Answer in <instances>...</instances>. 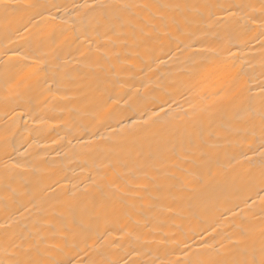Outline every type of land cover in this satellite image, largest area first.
I'll return each instance as SVG.
<instances>
[{"label": "bare ground", "instance_id": "6f19581e", "mask_svg": "<svg viewBox=\"0 0 264 264\" xmlns=\"http://www.w3.org/2000/svg\"><path fill=\"white\" fill-rule=\"evenodd\" d=\"M260 2L0 0V264L262 258Z\"/></svg>", "mask_w": 264, "mask_h": 264}, {"label": "snow or ice", "instance_id": "6c2138e0", "mask_svg": "<svg viewBox=\"0 0 264 264\" xmlns=\"http://www.w3.org/2000/svg\"><path fill=\"white\" fill-rule=\"evenodd\" d=\"M124 7H131V6L124 5ZM249 7H252V6H249ZM260 14L262 17H264V0H261L260 2ZM261 155L262 157H264V152H262ZM260 179H261V183L264 184V169H262L261 171ZM261 256L262 258L259 261H256V260L246 261L245 264H264V250H262ZM14 264H36V262L30 261V260H20V261H15ZM109 264H111V262H109ZM189 264H191V262H189ZM204 264H215V262L207 261V262H204Z\"/></svg>", "mask_w": 264, "mask_h": 264}]
</instances>
